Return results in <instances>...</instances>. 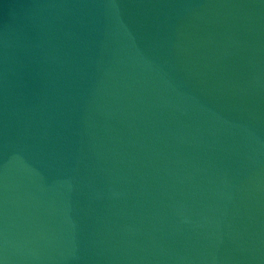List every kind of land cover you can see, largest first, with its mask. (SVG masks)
<instances>
[{
	"label": "water",
	"instance_id": "obj_1",
	"mask_svg": "<svg viewBox=\"0 0 264 264\" xmlns=\"http://www.w3.org/2000/svg\"><path fill=\"white\" fill-rule=\"evenodd\" d=\"M0 264H264V0H0Z\"/></svg>",
	"mask_w": 264,
	"mask_h": 264
}]
</instances>
